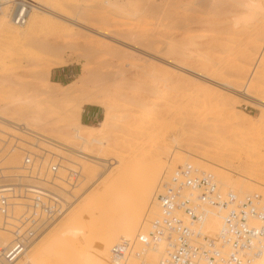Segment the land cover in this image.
Segmentation results:
<instances>
[{
    "label": "rangeland",
    "instance_id": "obj_1",
    "mask_svg": "<svg viewBox=\"0 0 264 264\" xmlns=\"http://www.w3.org/2000/svg\"><path fill=\"white\" fill-rule=\"evenodd\" d=\"M11 1L4 12L11 13L23 0ZM28 1L43 8L33 10L36 33L15 36L0 28V115L12 120L0 118V164L20 173L6 165L13 156L21 166L26 149L39 151L38 141L65 156L57 181L64 185L57 191L65 208L14 264L106 263L119 225L135 211L149 169L160 157L156 145L164 143L162 138L166 150L150 199L140 205L135 234L156 202L164 173L185 163L213 172L223 189L238 195L264 191V0ZM92 97L106 106L86 103ZM85 109L96 118H85ZM107 109L111 117L104 127ZM13 125L22 129L12 130ZM174 139L180 140L179 148ZM16 140L23 148L4 153ZM79 149L84 156L90 152L94 162L75 156ZM72 170L77 180L69 184L66 176ZM250 186L255 188L249 191ZM164 249L160 244L145 259L155 263Z\"/></svg>",
    "mask_w": 264,
    "mask_h": 264
},
{
    "label": "built area",
    "instance_id": "obj_2",
    "mask_svg": "<svg viewBox=\"0 0 264 264\" xmlns=\"http://www.w3.org/2000/svg\"><path fill=\"white\" fill-rule=\"evenodd\" d=\"M24 12L22 8L16 19L21 24L26 20ZM38 150L23 156L20 175L0 164V231L11 236L0 250V264L16 262L43 227L64 211L62 195L43 183L59 187L54 182L66 158L44 147ZM76 174L69 171L66 181L73 184ZM169 174L164 173L159 182V213L152 217L148 231L136 235L139 246L134 253L139 259L143 261L160 244L165 245L163 254L155 263L145 264H253L263 255L264 199L258 193L241 196L223 189L213 172L189 162ZM211 206L226 209L224 226L214 236L197 231ZM111 254L112 264L124 259L115 249Z\"/></svg>",
    "mask_w": 264,
    "mask_h": 264
},
{
    "label": "bare ground",
    "instance_id": "obj_3",
    "mask_svg": "<svg viewBox=\"0 0 264 264\" xmlns=\"http://www.w3.org/2000/svg\"><path fill=\"white\" fill-rule=\"evenodd\" d=\"M5 1V2H4ZM9 2H12L11 0H0V28H2V26L6 29V30H8V31H10L13 35H15V36H20V35H23V36H30V35H33V33H34V31H35V29H33V28H38V14H34V12L35 11H39V10H42L43 8L42 7H38L37 5H35L34 3H31V2H29L28 0H23L21 3H16V5H14L15 7H14V9H13V11L11 12V13H7V12H4V8L5 7H9V5L11 4V3H9ZM30 3V4H29ZM12 5V4H11ZM29 5L30 6V9H31V11H30V9H29V7H27V6ZM24 6V7H23ZM22 8H24L25 9V12H24V17H26V20H25V23L24 24H26L25 26H20V24H21V21L20 22H17L16 21V19H17V17L19 16V14H20V11L22 10ZM35 9V10H34ZM189 9V8H188ZM187 9V10H188ZM191 9V8H190ZM3 10V11H2ZM33 10H34V12H33ZM33 12V13H32ZM36 13V12H35ZM37 13H39V12H37ZM192 16V15H191ZM197 16V15H196ZM193 18V17H192ZM190 19H191V17H190ZM189 20V19H188ZM192 20H194V19H192ZM196 21V20H195ZM192 23V22H191ZM190 23H188V24H186V26H185V28L184 29H186V30H188V29H190ZM183 27H184V25H183ZM3 28V30H5ZM35 33H36V31H35ZM204 33V32H203ZM202 34V33H201ZM181 35H183V37H182V41L183 42H185V40H184V34L182 33ZM187 35V34H186ZM193 35V34H192ZM199 35V33L197 34V36ZM200 36V35H199ZM203 36H205L204 38L202 37V40L203 39H206V34H204ZM156 37V36H155ZM200 37V38H201ZM57 38H59V37H57ZM195 38V37H194ZM197 38V37H196ZM56 39V38H55ZM186 39H188V38H186ZM202 40H201V42H199V41H197L199 44L200 43H202ZM192 41H194V39L192 40ZM204 41V40H203ZM186 43V42H185ZM189 43H190V45H189ZM189 43H187L188 44V47L189 46H191V42H189ZM192 43H196V41H194V42H192ZM197 43V44H198ZM49 44V43H48ZM184 44V43H183ZM186 44V45H187ZM194 44L192 45V46H194ZM198 44V45H199ZM197 46V45H196ZM184 47H185V45H184ZM187 46L185 47V49L187 50V48H188ZM198 47V46H197ZM201 47V46H200ZM263 47V46H262ZM190 49H192V47L190 48ZM194 50V49H193ZM201 50H202V48H201ZM200 50V51H201ZM203 50H204V48H203ZM261 50V49H260ZM198 52V51H197ZM188 53V52H187ZM200 53V52H199ZM205 53V52H204ZM196 54V53H195ZM187 60H185V62H186ZM188 62V61H187ZM196 63V61L194 62V64ZM260 63H262V65L264 66V59H261L260 60ZM193 64V65H194ZM185 65V64H184ZM210 69V68H209ZM198 79V78H197ZM202 80V79H201ZM74 82H72V84H70V85H72V86H74L76 83H74ZM111 83V82H110ZM108 84V83H107ZM184 84V83H183ZM198 84L200 85V87H202L203 85L202 84H200L199 82H198ZM131 85V84H130ZM202 85V86H201ZM127 87V86H126ZM194 87V86H193ZM202 89V88H201ZM203 89H204V87H203ZM163 90V89H162ZM182 91V90H181ZM202 92V91H201ZM195 93V92H194ZM179 94V93H178ZM187 94V93H186ZM156 95V94H155ZM157 95H159L158 93H157ZM191 96V95H190ZM205 96V95H204ZM187 97V96H186ZM95 98V97H94ZM93 97H92V99L91 98H88V101L86 102V103H88V104H99V105H103V106H106L105 105V103H103V101H101L100 99L98 100L97 98L96 99H94ZM152 98H154V95H153V97ZM191 98V97H190ZM155 99H156V96H155ZM152 100V99H151ZM200 100H202V99H200ZM156 101V100H155ZM158 101V100H157ZM152 102V101H151ZM189 102V101H188ZM195 102V101H194ZM186 105V104H185ZM186 108V107H185ZM186 112V111H185ZM29 113V112H28ZM150 116L153 114H156V111L153 113V111H150ZM27 116V115H26ZM4 118L5 120H8L9 122L11 121L12 122V120L10 119V118H6V117H3V116H1L0 115V118ZM110 113H109V109H107V114H106V118H105V120H104V122H103V125H104V127H107L108 126V124H109V120H110ZM23 120V119H22ZM1 122V121H0ZM31 122V121H30ZM33 123H34V120L32 121ZM16 123V122H15ZM38 123V122H37ZM17 124L19 125V124H21V123H19V122H17ZM23 124V123H22ZM32 124V123H31ZM9 125V124H8ZM18 125H13L12 126V130H15V131H17L18 132V130H20V129H22V128H20ZM11 130V131H12ZM24 132V133H26V131H25V129L24 130H21V132ZM20 131H19V134L21 133ZM42 132V131H41ZM29 133V132H28ZM86 133V132H85ZM88 134H90V133H88ZM91 134H93V133H91ZM11 135H13V136H16L17 135V137H18V134H16L15 132L13 133L12 132V134ZM10 136V135H9ZM22 136V135H21ZM40 137H42V136H40ZM45 137V136H44ZM80 137L81 138H86V139H91L92 137H91V135H84V134H81L80 135ZM38 139H41L42 141H44L45 143H49V144H53V145H55L56 147H58L59 149H63V150H68L67 148H65V147H63L62 145H58L56 142V144H54L53 142H51V141H48V140H46V139H44V138H39V137H37ZM18 139H20V138H18ZM25 139V138H24ZM163 139V141H164V143L163 142H161L160 144L158 143V145H156V147H159V148H157V149H159V151L161 152V154H160V157H158L155 161H153V167H152V169H149V176H148V178H147V182H146V185L145 186H143L141 189H140V191H139V203H138V206H135L136 208H135V211H133V212H131L129 215H125V217H124V219H123V222L119 225V231H120V235H119V237H118V239L114 242V244L112 245V249H115V251L118 253V255H120V256H122L124 259L122 260V261H119V264H145V263H147L148 261L145 259L146 257H147V255L148 254H145L146 256H144V260L142 261L141 259H139V257H137L136 256V254L134 253V250H135V248H138V242H137V240H136V237L134 236V234H135V227H134V224H135V221H136V219H137V215H138V213L140 212V207L141 206H143L142 204H145L146 202H148L149 201V199H150V194H151V192H150V188H151V186H152V184H153V182L157 179L156 177H157V169H158V167H159V160L161 159V155L165 152V150H166V146H165V140H166V138H165V140H164V138H162ZM4 140V139H3ZM175 140V139H174ZM8 141V140H7ZM92 141H93V139H92ZM26 142H28V141H26ZM31 142V141H30ZM43 142V143H44ZM179 142H180V140L178 141V140H175V143H176V148L178 147V145H179ZM21 143H23V142H21V140H16L15 142H13V143H9L10 144V147H9V149H7V147L9 146V144H7L6 146L7 147H5L4 148V150H3V152L4 153H15V152H17V151H20L23 147H22V145H21ZM62 143V142H61ZM29 144H33V143H29ZM64 144V143H63ZM80 144H81V146L83 147V142H80ZM79 144V145H80ZM182 144V143H181ZM35 145L33 144V146L32 147H34ZM37 146L41 149L42 148V146L39 144V141H38V144H37ZM36 146V147H37ZM175 148V149H176ZM179 148V147H178ZM36 149V148H35ZM156 149V151H158ZM27 151H31V150H28V149H26L25 150V154H26V152ZM158 151V152H159ZM169 151H170V149H169ZM34 152H36V151H34ZM168 153V152H167ZM16 154V153H15ZM86 154V153H85ZM88 154H90V152L89 153H87L86 155L87 156H84L83 154H82V149H79V150H77V152L75 153V156H77V157H81V158H83V159H85V160H88V161H93L94 162V160H92L91 158H90V156H92L91 154L90 155H88ZM59 155V154H58ZM16 156V155H15ZM14 156V157H15ZM52 157H53V155H52ZM65 157V156H64ZM17 158V157H16ZM12 159L14 160L15 158H13V156H12ZM12 159L10 160L11 161V163L9 164V166L8 165H6L7 167H10V165L11 166H15V169L16 170H14V171H20V173H15L16 175H20V174H22V173H24V171H23V168H22V165L20 166V165H18V162L20 161V159H19V161L17 160V162H16V160H15V162L13 161L12 162ZM74 159V158H73ZM72 159V160H73ZM75 161H76V159H75ZM161 161V160H160ZM23 162V161H22ZM73 162V161H72ZM77 162V161H76ZM155 162V163H154ZM164 162V161H163ZM20 163V162H19ZM79 163V162H78ZM161 163V162H160ZM214 163H216V162H214ZM192 164V163H191ZM216 164H218V162L216 163ZM215 164V165H216ZM221 163H219V165H216V166H221L220 165ZM214 167V166H213ZM224 167V166H223ZM86 172L87 173H89V175H91V174H93L94 173V170H92V168H91V166H89V165H86ZM215 168V167H214ZM217 168V167H216ZM218 168H220V167H218ZM13 170V169H12ZM12 170H11V172H12ZM61 170H63V171H65L64 170V165H62V168H61ZM60 170V173H59V176L61 175V171ZM228 171H230V173L231 172H235L236 173V171H232V170H230V169H227ZM75 171V170H74ZM63 173V172H62ZM81 173V172H80ZM238 174V173H237ZM252 174V173H251ZM64 175V174H63ZM79 176H81V175H79ZM243 177L245 176V175H242ZM95 177V176H94ZM245 177H248V176H245ZM59 178V177H58ZM250 178V177H249ZM83 179H84V176H83ZM251 179V178H250ZM58 180H60V178L58 179ZM58 180H55V182L54 183H56V184H58L59 185V187H54L53 185H50V184H47V183H43L46 187H49V186H52L53 188H51L52 190H54L55 192L57 191L56 189H60V188H63L64 187V185L62 184V182L60 181V182H57ZM61 180H63V177L61 178ZM90 180V179H89ZM221 180V179H220ZM110 181V180H109ZM252 181H253V183H258V181H256V179H252ZM106 182V181H105ZM240 183H241V181H239ZM243 184V185H242ZM49 185V186H48ZM239 185H241L242 187H244V185H246V187L248 186L247 184H245V183H243V181H242V183L241 184H239ZM252 185V184H251ZM255 185V184H254ZM264 187V186H263ZM107 188V187H106ZM158 188H159V186H158ZM245 188V187H244ZM249 188L252 190L253 188H255V186L254 187H248L247 188V190H249ZM65 189V188H64ZM118 189V188H117ZM256 190V189H255ZM255 190H253V192L255 191ZM157 191H158V189H157ZM157 191H156V193H155V200H156V202H157V197H156V195H157ZM250 191V190H249ZM257 191V190H256ZM58 192V191H57ZM119 192V191H118ZM261 192H263L262 194H264V191L262 190ZM260 192V190H259V194L261 193ZM59 193V192H58ZM257 193H258V191H257ZM60 194V193H59ZM250 194H251V191H250ZM254 194V193H253ZM68 197V196H67ZM100 197V196H99ZM95 198V197H94ZM68 199L70 200V198L68 197ZM105 199V198H104ZM85 201V200H84ZM155 202V206L153 205V206H151L152 208H150V210L148 211V214H147V218L146 219H144L143 220V222L141 223V225L139 226V229H138V231H137V234L141 231V232H146V231H148L149 229H150V227H151V219L150 218H152V217H154V216H156L158 213H159V210H158V202L156 203ZM99 203V202H98ZM107 204V203H106ZM103 205V204H102ZM141 205V206H140ZM145 206V205H144ZM79 207H80V205H79ZM76 208V207H75ZM88 209H89V207H88ZM87 209V210H88ZM76 210V209H75ZM74 210V211H75ZM91 210H92V208H91ZM73 211V212H74ZM79 211H81V209H79ZM77 212H78V210H77ZM104 212V211H103ZM71 213V212H70ZM82 213H83V211H82ZM106 213V212H105ZM123 213V212H122ZM68 214V213H67ZM66 214V216H68ZM73 214V213H72ZM120 214V213H119ZM71 216V215H70ZM77 216V215H76ZM76 216H75V218H76ZM78 216H80L79 214H78ZM82 216V215H81ZM100 216V215H99ZM122 217V216H121ZM120 217V218H121ZM225 217H226V209H224L223 207H220V206H211V207H208L207 208V212H206V218L204 219V221H202L201 223H199V224H197V231L198 232H203L202 234H204V235H207V233H208V235H211V236H213V235H215L214 234V232L216 233V235L221 231V229L223 228V226H224V221H225ZM78 218V217H77ZM65 219V218H64ZM139 219V218H138ZM79 220V219H78ZM117 220H118V218H117ZM54 221V220H53ZM51 222V221H50ZM50 222H48V223H50ZM71 222V221H70ZM47 223V224H48ZM117 223V222H116ZM59 224V223H58ZM62 224H63V221H62ZM74 224V223H73ZM62 227V226H61ZM53 228V227H52ZM205 229H207V232H205V231H203V230H205ZM209 229V230H208ZM211 229H213L214 231H213V234L211 233ZM88 230H89V228H88ZM218 232V233H217ZM46 233V232H45ZM116 233V232H115ZM206 233V234H205ZM210 233V234H209ZM50 234V232L48 233V235ZM72 234V233H71ZM87 234V233H86ZM137 234H135V235H137ZM88 235V234H87ZM42 237V236H41ZM77 237V236H76ZM115 237H117V236H115ZM134 238H135V240H134ZM10 239H11V236L9 235V234H7L6 232H2V231H0V250L4 247V246H6L8 243H9V241H10ZM51 239V238H50ZM113 239V238H112ZM41 240V239H40ZM77 240H78V238H77ZM48 241V240H47ZM39 242V241H38ZM37 242V243H38ZM41 243H42V241H40ZM44 242V241H43ZM33 243V242H32ZM36 243V244H37ZM40 243V244H41ZM84 243V242H83ZM105 243V242H104ZM35 244V245H36ZM86 244H87V242H86ZM30 245V244H29ZM35 245H33L32 246V248L35 246ZM109 245H111V244H109ZM162 245V244H161ZM81 246H82V244H81ZM128 246H129V249H128ZM29 247V246H28ZM164 247H165V245H164ZM32 248H30V249H32ZM49 248H50V245H49ZM75 248H76V246H74V250H75ZM78 248H79V246H77V249H76V251H77V253L79 252V250H78ZM132 248H134L133 249V251L131 250ZM80 249H81V247H80ZM112 249H111V252L108 254L109 256H110V258H108V260L106 261V263H104V264H112L111 262V253H112ZM158 249V248H157ZM157 249H154V248H151L150 250H157ZM39 250V249H38ZM105 250H107V247L105 248ZM137 250V249H136ZM27 251H28V249H27ZM26 251V252H27ZM85 251V250H84ZM128 251V252H127ZM31 252V251H30ZM127 252V253H126ZM37 253V252H36ZM147 253H149V251L147 252ZM26 254V253H25ZM24 254V255H25ZM71 254V253H70ZM74 254V253H73ZM88 254V253H87ZM23 255V256H24ZM75 255H77V254H75ZM84 255H85V253H84ZM22 256V257H23ZM51 255H49V257H50ZM83 256V255H82ZM151 256V255H150ZM22 257H20L17 261H19ZM32 257V256H31ZM100 257V256H99ZM34 258V256L32 257V259ZM38 259H39V257H38ZM25 260H26V258H25ZM95 260H96V258H95ZM16 261V262H17ZM35 261H36V259H35ZM73 261H75V259L73 260L72 259V261H71V264H72V262ZM79 262H80V260H78ZM77 261V262H78ZM83 260H81V262H82ZM94 261V260H93ZM16 262H14V263H16ZM23 262V261H22ZM44 262V261H43ZM103 262H105L104 261V259H103ZM13 263V264H14ZM74 263V262H73ZM80 264V263H79ZM86 264V263H85ZM92 264V263H91ZM102 264V263H101ZM253 264H264V253H263V255L261 256V257H259L258 259H256L255 261H254V263Z\"/></svg>",
    "mask_w": 264,
    "mask_h": 264
},
{
    "label": "crops",
    "instance_id": "obj_4",
    "mask_svg": "<svg viewBox=\"0 0 264 264\" xmlns=\"http://www.w3.org/2000/svg\"><path fill=\"white\" fill-rule=\"evenodd\" d=\"M87 115V117H85ZM84 117L85 118H93V119H95L96 118V116H95V112L94 111H92V110H87V109H85L84 110Z\"/></svg>",
    "mask_w": 264,
    "mask_h": 264
}]
</instances>
